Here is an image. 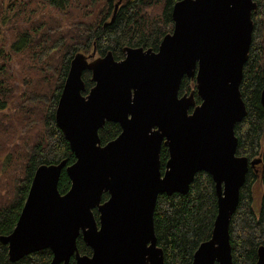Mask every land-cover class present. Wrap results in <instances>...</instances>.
<instances>
[{
	"label": "water",
	"instance_id": "obj_1",
	"mask_svg": "<svg viewBox=\"0 0 264 264\" xmlns=\"http://www.w3.org/2000/svg\"><path fill=\"white\" fill-rule=\"evenodd\" d=\"M256 9L254 0H180L157 51L125 47L119 61L111 52L73 56L55 124L75 161L35 170L15 227L0 236L10 262L50 250V264L72 258L75 264H163L153 224L157 197L187 194L196 174L205 172L217 213L191 264H232L230 221L249 167L260 162L236 155L234 133L247 113L239 87ZM85 71L93 86L83 95ZM184 77L195 81V90L180 96ZM260 104L264 111V89ZM105 123L119 125L120 133L102 145ZM63 169L70 188L60 194ZM79 237L90 255L79 253ZM256 255L255 264H264V246Z\"/></svg>",
	"mask_w": 264,
	"mask_h": 264
},
{
	"label": "trees",
	"instance_id": "obj_2",
	"mask_svg": "<svg viewBox=\"0 0 264 264\" xmlns=\"http://www.w3.org/2000/svg\"><path fill=\"white\" fill-rule=\"evenodd\" d=\"M178 1L0 0V236L9 235L15 227L35 170L41 165L66 161L69 166L75 161L55 124V110L73 56L94 51L96 57H102L111 52L119 61L125 47L157 51L161 39L172 31L171 13ZM254 1L252 39L239 87L247 113L234 133L236 155L260 162L249 167L230 221L232 264H255L257 249L264 246V111L260 104L264 0ZM90 78L85 71L83 95L93 86ZM193 90L195 81L184 77L179 95ZM194 98L200 104L196 94ZM119 133V125L105 123L98 135L104 145ZM167 160V149L162 146V171ZM69 188L63 169L58 191L65 194ZM255 189L259 194L256 205ZM107 199L104 194L102 202ZM216 213L214 183L205 172L196 174L187 194L159 195L153 224L163 264H191L198 246L211 237ZM93 214L98 221L97 210ZM77 249L81 255L91 254L81 237ZM7 252L0 242V264H50L52 259L50 250H42L10 262ZM69 264H75L73 258Z\"/></svg>",
	"mask_w": 264,
	"mask_h": 264
},
{
	"label": "rangeland",
	"instance_id": "obj_3",
	"mask_svg": "<svg viewBox=\"0 0 264 264\" xmlns=\"http://www.w3.org/2000/svg\"><path fill=\"white\" fill-rule=\"evenodd\" d=\"M84 55H86V56H89L90 54H84ZM1 157H3V156H1L0 155V159H1ZM258 191H257V189H255V191H254V203H255V205L257 204V200H258Z\"/></svg>",
	"mask_w": 264,
	"mask_h": 264
}]
</instances>
